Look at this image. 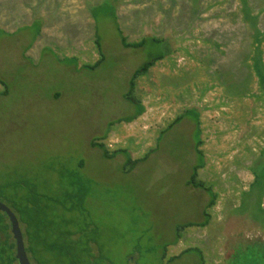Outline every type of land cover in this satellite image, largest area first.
I'll list each match as a JSON object with an SVG mask.
<instances>
[{
    "label": "rangeland",
    "instance_id": "rangeland-1",
    "mask_svg": "<svg viewBox=\"0 0 264 264\" xmlns=\"http://www.w3.org/2000/svg\"><path fill=\"white\" fill-rule=\"evenodd\" d=\"M110 1L117 21L106 0H0V203L29 261L229 264L239 243L264 249V182L252 189L264 170V0ZM118 25L129 43L154 36L172 52L134 80L143 114L112 124L135 114V70L165 54L124 47ZM186 109L200 114L198 178L216 199L209 224L175 244L209 199L184 186L199 162L194 122L160 134ZM92 143L149 156L124 173V155ZM11 234L0 212V244Z\"/></svg>",
    "mask_w": 264,
    "mask_h": 264
},
{
    "label": "trees",
    "instance_id": "trees-1",
    "mask_svg": "<svg viewBox=\"0 0 264 264\" xmlns=\"http://www.w3.org/2000/svg\"><path fill=\"white\" fill-rule=\"evenodd\" d=\"M108 4L111 7L110 9L113 12V15H114V12H115L114 17H115V20L117 21L116 7L114 6L112 1H110V0H106V4H103V5L107 6ZM117 28H118V32H119V35L121 37V41H122V44L124 45V47L136 48L137 49V48H141L143 46H147L148 44L150 46L152 45L154 47L163 46V47H165V54L164 55H156L151 60H149L148 62L144 63L137 70H135V72L133 73V75L130 78L129 90H128L127 94H126V98L128 99V101H130L133 104V106L135 108V114H133L132 116H127V117L118 119V120L114 121L112 124L121 123V122L129 123V122L133 121L136 117H138V116L143 114L144 107L140 103L135 102L133 100V98L131 97L132 92H133V87H134V80L136 78L142 76V75H145L148 72V70L157 61L162 60L166 55H168V54H170L172 52V50L169 49V47H167V45H166L167 43L164 40L156 38L154 36L142 37L137 42L129 43L127 41V38L123 35L119 25H118ZM259 34L260 33H257L258 37H259ZM258 42L261 43L260 41H258ZM96 47L98 49V52H100V48H99V45H98L97 41H96ZM99 55H100V57H99L98 60H101L102 59L101 53H99ZM98 60H97V62L95 64V66L99 63ZM253 62H254L253 70H255L256 76L261 77L260 72H259L260 69L257 66L256 58H255V61L253 60ZM95 66H90V68L93 69ZM199 117H200V114H199V112L197 110H195V109H186V110H184V112H182L180 115H178L170 124H168V126L164 130H162L160 132L161 135L164 134L168 130L174 128L175 126H178L181 123V121L184 120V119H187V120H190V121L194 122L195 129L191 133H189V135H190L189 138H190V142H191V149H192V151H194V155L196 156V158H198L199 162L198 163H194L193 162L191 171L188 174V177H187L186 181L184 182V186L188 189V191L191 190L194 198H197L198 200L202 199V196L201 195L197 196L195 191H200V192L204 191L208 195V198H209L207 203L204 205L203 209L200 211L201 218H200V220L198 222L180 224L177 227V230H176L177 234H176V239H175L174 243L178 242L179 237H180V232L184 228H187V227H201V228H203V227H206L209 224L210 219H211V215L209 213V209L214 205L215 199H216V195L212 191V189L210 187L205 186V184L202 181H200V179L198 178V172H199V170L201 168L204 167V164H205L204 155L199 150V147H200V145L202 143L201 131L199 129ZM191 134H193L192 138H191ZM98 140H100V138H98ZM92 146L98 147L99 149H101L103 151V157L105 159H107V160L108 159H113V157H115L118 154L124 155L126 157V162H125L124 165H122L123 166L122 171L124 173L130 172L131 170H133L135 165H137L138 163L143 162L149 156V155H147L144 158H141V159H138V160H132L131 157L129 156L128 152L125 149H122V150L119 149V150H116V151H113V152L109 153L105 149L104 145L101 144V143H92ZM153 151H154V149L150 150V153H152ZM150 153H148V154H150ZM262 153L264 155V149L262 150ZM253 175L255 177V180H254L252 189H254V188L257 189V187L262 182H264V170L260 169L259 173L253 172ZM77 179H76V181H77ZM77 182L79 183V179H78ZM77 186L79 187V184ZM81 199H82V197H81ZM1 213H3V212H1ZM5 217H6V215H5ZM3 231H5V230H3ZM172 244H173V242H172ZM166 246L167 245H165L164 247L166 248ZM236 246L239 248V251H240L239 254H238V258L236 259V257H235L232 260H229L228 261L229 264H235V262H240L241 263L242 261H244L245 264H264V252H263L264 249L261 250V249L257 248L258 250H261L259 252V254H257V253H254V251H249L250 249L257 250L256 249V245H252L251 246V245H243V244L239 243ZM60 247H62V246H60ZM245 249H247L246 252L244 251ZM25 251H26V249H25ZM192 251L196 252L198 254L200 253L199 249L192 248V249L185 250L181 254H183V255L184 254H188V253H191ZM26 254H27V251H26ZM0 264H18L17 257H16V246H15L14 238H13L12 241H10V243L6 242V244H4V245L0 244Z\"/></svg>",
    "mask_w": 264,
    "mask_h": 264
},
{
    "label": "water",
    "instance_id": "water-1",
    "mask_svg": "<svg viewBox=\"0 0 264 264\" xmlns=\"http://www.w3.org/2000/svg\"><path fill=\"white\" fill-rule=\"evenodd\" d=\"M0 212H3L9 220L11 233L15 240L16 257L18 264H31L25 251L24 240L18 219L4 204L0 203Z\"/></svg>",
    "mask_w": 264,
    "mask_h": 264
}]
</instances>
